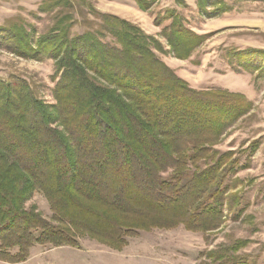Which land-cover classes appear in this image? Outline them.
Segmentation results:
<instances>
[{"label": "trees", "instance_id": "trees-1", "mask_svg": "<svg viewBox=\"0 0 264 264\" xmlns=\"http://www.w3.org/2000/svg\"><path fill=\"white\" fill-rule=\"evenodd\" d=\"M134 1L144 10L151 6ZM205 4L198 0L208 14ZM69 6V0L44 2L40 10L52 15V24L36 45L22 24L0 25V46L52 59L59 76L53 107L26 81L0 80V260L23 261L35 245L81 248V235L120 251L140 230L218 229L224 207L231 211L241 198L231 193L240 179H226L245 165L233 151L212 146L252 102L225 89L191 88L154 54L161 43L118 16L96 13L98 29L73 34ZM168 18L162 35L176 57L186 58L207 35L185 27L172 8L156 23ZM107 36L114 42L103 41ZM253 53L227 55L237 70L264 75V60H251ZM34 193L45 197L56 223L35 206L24 207ZM245 243L237 241L234 250ZM207 256L246 264L217 249Z\"/></svg>", "mask_w": 264, "mask_h": 264}, {"label": "rangeland", "instance_id": "rangeland-1", "mask_svg": "<svg viewBox=\"0 0 264 264\" xmlns=\"http://www.w3.org/2000/svg\"><path fill=\"white\" fill-rule=\"evenodd\" d=\"M46 1L0 0V25L8 19L13 20L11 24H22L35 44L38 36L52 24V15L40 10ZM148 1L151 6L144 10L134 0H69L71 7L66 8L73 17L71 32L81 34L87 29H98L100 18L96 13L118 16L161 43L163 50L152 48L154 54L191 88L225 89L242 94L252 102L250 112L212 146L220 153L233 151L232 157H236L238 165H245L226 179L227 183L233 178L240 179L241 183L231 191L241 196L239 203L231 211L225 206L224 223L206 233L188 230L183 225L140 230L136 236L127 238V245L120 251L81 235L78 237L81 248L35 245L25 260H0V264H226V260L220 262L207 256L216 249L226 252V257H239L246 264H264V75L258 69L237 70V60L227 55L236 49H253L251 60H264V0H203L208 14L199 9L198 0ZM168 8L176 10L185 27L198 35H207L201 46L186 58L176 57L162 35V28L171 18L156 23ZM103 41L114 42L108 36ZM58 77L52 59L25 58L0 46L2 82L13 84L24 80L33 95L53 107ZM204 167L201 163L200 168ZM31 206L42 217L56 223L42 194L34 193L24 204L26 209ZM238 209L243 211L239 218H233ZM239 240L246 243L236 251L233 246ZM17 250L13 248L10 253Z\"/></svg>", "mask_w": 264, "mask_h": 264}]
</instances>
